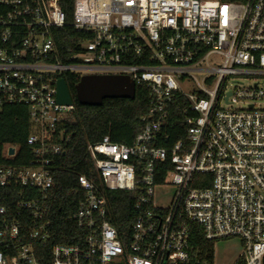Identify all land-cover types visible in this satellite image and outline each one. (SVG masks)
I'll use <instances>...</instances> for the list:
<instances>
[{
	"label": "built area",
	"instance_id": "1",
	"mask_svg": "<svg viewBox=\"0 0 264 264\" xmlns=\"http://www.w3.org/2000/svg\"><path fill=\"white\" fill-rule=\"evenodd\" d=\"M67 22L60 0H0V108L27 107L32 151L0 164V264H40L52 239L48 191L75 110L57 99L64 74L128 75L149 100L132 144H88L101 188L78 177L84 234L54 243L51 264H216V241L235 237L232 264H264V0H74L70 24L90 36L60 52L52 32ZM106 189L134 193L129 234ZM193 224L212 249H193Z\"/></svg>",
	"mask_w": 264,
	"mask_h": 264
},
{
	"label": "trees",
	"instance_id": "2",
	"mask_svg": "<svg viewBox=\"0 0 264 264\" xmlns=\"http://www.w3.org/2000/svg\"><path fill=\"white\" fill-rule=\"evenodd\" d=\"M74 0H60L61 7L67 15V24L54 29L52 34L58 51H67L76 43L90 35L78 32L71 26ZM62 60L65 58L62 57ZM67 87L75 104V110L66 123L69 141L65 152L57 158L53 165V186L48 191L49 220L51 222L52 239L42 247L38 243V260L40 264H51V247L54 243H77L78 237L84 234L78 228L73 214L84 192L78 184V177L86 175L101 188V181L94 164L87 154L89 143H96L109 136L112 142L126 145L132 144L140 130L141 116L148 108L149 90L145 85L136 86L135 98L106 99L101 106H88L79 103L76 97V85L80 77L64 74ZM30 131L28 109L22 104H4L0 108V164H26L32 157L27 144ZM183 136L176 131L172 135L175 141ZM17 149L14 159L5 156V148ZM9 190L0 188V204L9 205L6 197ZM103 195L110 206V222L118 228L120 234H129L131 224L137 219L134 215L136 202L133 192L106 189ZM14 200V199H13ZM191 245L194 250L212 249L213 243L204 238L203 230L193 224L191 228Z\"/></svg>",
	"mask_w": 264,
	"mask_h": 264
},
{
	"label": "water",
	"instance_id": "3",
	"mask_svg": "<svg viewBox=\"0 0 264 264\" xmlns=\"http://www.w3.org/2000/svg\"><path fill=\"white\" fill-rule=\"evenodd\" d=\"M136 84L128 75H84L76 85V97L80 104L101 106L106 99L135 98ZM57 99L59 103L73 102L65 78L57 82ZM14 148L9 149L13 154Z\"/></svg>",
	"mask_w": 264,
	"mask_h": 264
},
{
	"label": "rangeland",
	"instance_id": "4",
	"mask_svg": "<svg viewBox=\"0 0 264 264\" xmlns=\"http://www.w3.org/2000/svg\"><path fill=\"white\" fill-rule=\"evenodd\" d=\"M170 196V189L157 190L155 199L158 204L166 205ZM215 263L232 264L243 250L241 240L237 237L216 241Z\"/></svg>",
	"mask_w": 264,
	"mask_h": 264
}]
</instances>
